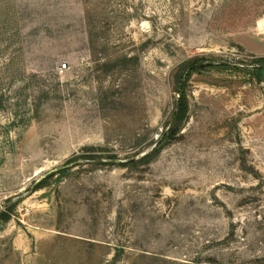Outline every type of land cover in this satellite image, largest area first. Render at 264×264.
<instances>
[{"label": "rangeland", "instance_id": "374dc122", "mask_svg": "<svg viewBox=\"0 0 264 264\" xmlns=\"http://www.w3.org/2000/svg\"><path fill=\"white\" fill-rule=\"evenodd\" d=\"M260 57L264 0H0V264H264Z\"/></svg>", "mask_w": 264, "mask_h": 264}, {"label": "trees", "instance_id": "16d2710c", "mask_svg": "<svg viewBox=\"0 0 264 264\" xmlns=\"http://www.w3.org/2000/svg\"><path fill=\"white\" fill-rule=\"evenodd\" d=\"M197 60L198 59H191L181 63L175 73L174 84L178 96L175 103V112H174L172 124L166 130L165 132L166 134L164 137H172L175 130L178 128V126L183 122V120L186 117L188 104L185 93V79L192 71L202 66V64L197 62ZM258 60L262 61L264 60V58L260 57L258 58ZM255 71L256 72L254 74H251L252 76H255L257 79H261V77H264V70H255ZM8 217L9 214L7 212H3L0 214L1 219L6 220Z\"/></svg>", "mask_w": 264, "mask_h": 264}]
</instances>
